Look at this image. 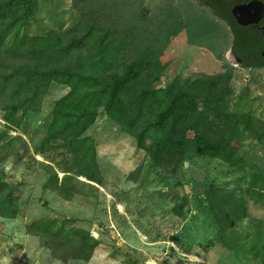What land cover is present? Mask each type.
<instances>
[{
  "label": "trees",
  "instance_id": "1",
  "mask_svg": "<svg viewBox=\"0 0 264 264\" xmlns=\"http://www.w3.org/2000/svg\"><path fill=\"white\" fill-rule=\"evenodd\" d=\"M44 1L50 0H0V114L7 127L17 130L53 83L68 89L53 104L38 150L61 151L64 175L59 181L50 168L45 187L63 200L71 201L78 194L74 181L79 178L89 187L103 186L96 142L86 135L100 112L133 138L136 149L155 168L174 173L188 155L237 168L244 162L238 150L243 134L264 143V121L230 108L233 74L227 64L220 73L175 76L161 86L170 64L166 49L171 38L182 32L189 46L204 47L219 61L228 39V50L240 55L226 16L219 12L214 16L194 0H167L155 12L145 0H72L70 24L29 34ZM201 1L214 6L211 0ZM196 8L207 15L195 12ZM140 172L141 167L132 172V181ZM17 187L0 174L1 218L17 217ZM240 192L237 196L223 188H207L203 193L215 240L227 247L231 234L254 223L246 215L247 200L264 209L261 167L251 170ZM183 206L184 202L173 212L180 216ZM256 228L247 251L264 264V238ZM25 230L63 264L89 262L100 245L70 219H39ZM124 264L139 263L127 259Z\"/></svg>",
  "mask_w": 264,
  "mask_h": 264
},
{
  "label": "rangeland",
  "instance_id": "2",
  "mask_svg": "<svg viewBox=\"0 0 264 264\" xmlns=\"http://www.w3.org/2000/svg\"><path fill=\"white\" fill-rule=\"evenodd\" d=\"M165 1L145 0V5L155 12ZM194 11L206 14L203 8ZM72 14V0L44 1L36 23L27 32L33 35L56 28L59 23L68 25ZM227 42L229 39L224 44L223 60L219 61L206 48L189 46L184 32L171 38L166 49L170 64L161 86L175 76L217 74L227 64L233 74L231 110L250 113L264 121V70L240 67L229 55ZM67 91L53 83L41 95L35 112L17 130L7 127L0 114V174L6 182L18 186L19 208L15 219L0 217V264H63L42 247L37 237L26 234L27 225L44 218L70 219L75 227L99 240L89 262L68 264H124L127 259L139 264H260L247 250L254 238L253 227L264 238V209L247 200L246 215L254 223L249 224L250 228L246 224L243 232L238 228L231 234L228 248L215 240L216 231L203 193L207 188H223L237 196L241 194L251 170H264V143L243 134L238 150L244 162L239 167L188 155L174 173L155 168L144 152L136 149L133 138L100 112L86 135L96 142L103 186L89 187L79 178L74 181L78 194L65 201L45 187L50 168L59 181L64 175L61 151L38 150L53 104ZM192 136L189 132L188 137ZM137 167L141 172L132 181ZM182 202L181 215L177 216L173 210Z\"/></svg>",
  "mask_w": 264,
  "mask_h": 264
},
{
  "label": "flooded vegetation",
  "instance_id": "3",
  "mask_svg": "<svg viewBox=\"0 0 264 264\" xmlns=\"http://www.w3.org/2000/svg\"><path fill=\"white\" fill-rule=\"evenodd\" d=\"M201 1V0H199ZM214 6L207 1H201L208 4L211 9L208 10L214 16L219 12L220 15L227 17L225 24L231 32V39L235 42L236 48L239 51L235 53L231 51V57L242 68L248 66L249 71L264 70V15L257 23L246 26L239 25L236 19L232 16V9L235 6L245 5L253 0H211ZM263 3L264 0H258Z\"/></svg>",
  "mask_w": 264,
  "mask_h": 264
},
{
  "label": "water",
  "instance_id": "4",
  "mask_svg": "<svg viewBox=\"0 0 264 264\" xmlns=\"http://www.w3.org/2000/svg\"><path fill=\"white\" fill-rule=\"evenodd\" d=\"M195 4L201 5L202 7L210 10L211 7L202 3L199 0H194ZM264 15V5L258 0L250 1L245 5L235 6L232 9V16L236 19L237 23L242 26L257 23V21ZM231 56V51H229ZM264 56V52L262 53ZM94 185V184H93ZM96 186V185H94Z\"/></svg>",
  "mask_w": 264,
  "mask_h": 264
}]
</instances>
